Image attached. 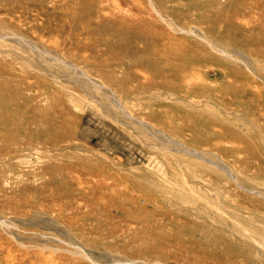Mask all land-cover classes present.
<instances>
[{"label": "rangeland", "instance_id": "374dc122", "mask_svg": "<svg viewBox=\"0 0 264 264\" xmlns=\"http://www.w3.org/2000/svg\"><path fill=\"white\" fill-rule=\"evenodd\" d=\"M0 102V264H264V0H0Z\"/></svg>", "mask_w": 264, "mask_h": 264}, {"label": "bare ground", "instance_id": "6f19581e", "mask_svg": "<svg viewBox=\"0 0 264 264\" xmlns=\"http://www.w3.org/2000/svg\"><path fill=\"white\" fill-rule=\"evenodd\" d=\"M183 77V76H182ZM13 100V99H12ZM14 101V100H13ZM12 101H10V100H8L7 101V104H10ZM15 102V101H14ZM2 103V106H6V103L4 102H0V104ZM1 121H5V122H7V124H8V126H10L11 128H13V130L12 131H16V129H17V126L15 127V125L16 124H14L13 123V121H14V114H10V113H5V114H2V115H0V122ZM15 127V128H14ZM3 136H5L6 138H7V133H5V135H3Z\"/></svg>", "mask_w": 264, "mask_h": 264}]
</instances>
